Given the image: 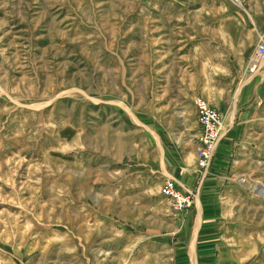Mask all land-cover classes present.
Here are the masks:
<instances>
[{"label": "rangeland", "instance_id": "374dc122", "mask_svg": "<svg viewBox=\"0 0 264 264\" xmlns=\"http://www.w3.org/2000/svg\"><path fill=\"white\" fill-rule=\"evenodd\" d=\"M234 28L222 111L181 72ZM260 42L264 0H0V264H264ZM192 89L223 118L203 171Z\"/></svg>", "mask_w": 264, "mask_h": 264}, {"label": "crops", "instance_id": "0c3cea01", "mask_svg": "<svg viewBox=\"0 0 264 264\" xmlns=\"http://www.w3.org/2000/svg\"><path fill=\"white\" fill-rule=\"evenodd\" d=\"M232 24H234V23H232ZM234 31H235V33L226 31V33H225L226 37H222V38H220V40L219 39L216 40L213 38H208L206 40H203L200 38L199 44H194L196 46H194L193 48H194V53L197 54L199 57V60H197V61H199L201 63V66L197 67L196 69H188L187 70L188 74H185V70L181 72L182 78L185 75H187L189 77H194L196 82H198V84L205 83V85L207 87L205 89L206 94L213 95V97L210 99L213 106H215L216 108H218L222 111L225 110L224 109L225 104H228V106L230 104L227 94H228V92H234L235 80H234V77H231L230 83L229 84L227 83L226 85L223 86V83H222L223 75H222V73H216V71H214V67L218 68V69L226 68V70H228L227 68H228V62L229 61H228L227 57L229 56L228 55L229 53L227 54L228 49H224L226 47L224 45H230L231 47L234 46L235 48H236V46L239 45V40H238L239 37H237L236 28H234ZM204 43L205 44L207 43L208 46H210L212 48V57L211 58L205 57L203 54V51H202L203 48H201V46H204ZM219 47H223V49H221V50L226 54L222 53V55H218L216 52L219 51ZM220 56H222L224 58L223 59L219 58ZM238 57L240 58V55H238ZM219 59H221V60H219ZM197 61H195L196 65H197ZM186 65H188V64H186ZM188 66H187V68H188ZM205 66H206V68H204ZM207 67H210V68L208 69ZM188 86H190V85H188ZM255 88H256L255 85H252L251 90H253ZM200 90L203 91V88H200ZM196 91L198 92V90H196ZM196 91L193 92V89L191 91L188 90L186 95H188L189 98L186 102L184 101V99H180L179 105H178V111H179V114L186 111L187 117L189 115H192L191 119L198 126L199 131H200V127H199V124H198L197 119H196L195 107L193 104V100L195 98V95H197ZM203 93H204V91H203ZM222 95H224L223 97H226V100H225V98L222 97ZM221 98H223V101L221 100Z\"/></svg>", "mask_w": 264, "mask_h": 264}, {"label": "built area", "instance_id": "2783aa9c", "mask_svg": "<svg viewBox=\"0 0 264 264\" xmlns=\"http://www.w3.org/2000/svg\"><path fill=\"white\" fill-rule=\"evenodd\" d=\"M264 54V43L255 46L254 51L248 58V70H254L259 64V58ZM196 111V119L200 127L199 146L196 153V167L199 171L207 168L212 151L217 143L222 129L221 113L210 106L202 97L196 96L193 100ZM163 196L171 201L175 208H186L190 204V197L175 188L172 179H166L160 188Z\"/></svg>", "mask_w": 264, "mask_h": 264}, {"label": "bare ground", "instance_id": "6f19581e", "mask_svg": "<svg viewBox=\"0 0 264 264\" xmlns=\"http://www.w3.org/2000/svg\"><path fill=\"white\" fill-rule=\"evenodd\" d=\"M222 125H223V118H222ZM220 135H221V133H220Z\"/></svg>", "mask_w": 264, "mask_h": 264}]
</instances>
